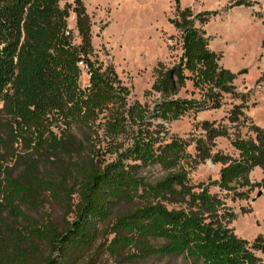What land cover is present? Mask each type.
<instances>
[{"label": "trees", "instance_id": "trees-1", "mask_svg": "<svg viewBox=\"0 0 264 264\" xmlns=\"http://www.w3.org/2000/svg\"><path fill=\"white\" fill-rule=\"evenodd\" d=\"M173 1L178 9L179 0ZM69 7H60L59 0H0V115L7 118L8 134L0 136V148L9 149L20 139L27 149L45 145L66 151L74 140L71 124L88 127L99 115L113 141L130 136L131 144L112 161L100 164L92 155L73 168L77 200L61 229L14 203L39 200L42 179L34 170L37 161L28 160L16 175L0 163V264H80L102 233L112 234L111 251L118 254L131 248L129 260L183 255L179 264H264V234L252 242L237 237L229 226L234 213L224 200L209 193L206 185H197L198 190L188 185L182 143L173 140L154 147L157 140L141 128L149 112L162 117L183 113L187 101L172 96L186 81L218 102L221 93H233L236 73L218 66V54L193 21L175 22L182 32L179 61L157 68L151 85L164 100L149 112L139 103L127 106L128 88L113 66L91 59V24L81 0H74L71 7L80 38L79 44L73 43ZM182 13L189 14L188 9ZM197 18L200 23L206 20L200 13ZM80 64L86 69V86L81 83ZM54 128L60 129L59 135ZM217 135L221 133L212 129L209 139ZM234 145L236 157L196 147L202 158L221 164L218 179L211 184L232 199H244L252 168L260 167L264 175L263 131L255 130L253 138L235 140ZM154 162L165 175L148 183L139 176V167ZM135 200L138 205L118 214L101 231L117 204ZM164 201L176 206L168 208Z\"/></svg>", "mask_w": 264, "mask_h": 264}, {"label": "rangeland", "instance_id": "rangeland-1", "mask_svg": "<svg viewBox=\"0 0 264 264\" xmlns=\"http://www.w3.org/2000/svg\"><path fill=\"white\" fill-rule=\"evenodd\" d=\"M90 19L93 53L91 59L113 66L123 85L128 88L127 106L139 103L149 112L164 99L151 90L157 68L176 65L182 53V32L175 22H194L208 41V47L219 56L218 66L236 73L232 82L233 93H221L218 102L212 100L199 86L190 80L178 87L174 99L187 101L182 114L165 116L146 114V135L157 140L153 145H163L177 140L182 143L186 158L182 165L187 171V183L198 190L206 185L209 193L217 194L234 213L230 222L237 237L252 242L264 234V175L260 167L252 168L251 187L246 198L232 199L230 194L219 191L211 184L218 179L221 164L210 158H202L197 151L208 149L210 153L238 155L234 141L253 138L256 131L264 134V0H179L176 9L173 0H81ZM74 0H59L60 7L69 5L68 27L73 43L80 38L75 26ZM189 14H183L184 9ZM207 14H204L206 13ZM215 12V13H213ZM205 18L203 23L197 15ZM82 67L81 83H87L85 67ZM217 107H213L214 104ZM243 105V106H242ZM7 118L0 115V136L6 137ZM214 129L221 135L209 139ZM53 131L59 135L60 129ZM69 132L74 136L68 150L54 151L42 145L27 149L22 140L9 149L0 148V163L12 175L18 174L28 160L35 162V171L42 179L37 188L39 200L14 201L24 213L44 223L51 221L58 229L72 217L74 203L73 168L81 160L93 155L96 162L112 161L118 153L131 144L130 136L113 141L104 126L102 115L85 126L72 123ZM205 151V150H204ZM19 155L15 158L14 155ZM39 163V166L37 165ZM165 170L154 163L141 164L139 176L148 183H156ZM64 192V193H63ZM168 208L175 204L164 201ZM138 205L125 201L116 205L108 222L100 225L101 231L109 227L116 216ZM112 234H101L80 264H179L183 255H150L129 260L132 250L115 253L108 248ZM161 240L155 241L159 245ZM93 256L91 263H86Z\"/></svg>", "mask_w": 264, "mask_h": 264}, {"label": "built area", "instance_id": "built-area-1", "mask_svg": "<svg viewBox=\"0 0 264 264\" xmlns=\"http://www.w3.org/2000/svg\"><path fill=\"white\" fill-rule=\"evenodd\" d=\"M87 85V83L85 84V86Z\"/></svg>", "mask_w": 264, "mask_h": 264}]
</instances>
